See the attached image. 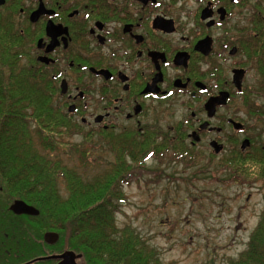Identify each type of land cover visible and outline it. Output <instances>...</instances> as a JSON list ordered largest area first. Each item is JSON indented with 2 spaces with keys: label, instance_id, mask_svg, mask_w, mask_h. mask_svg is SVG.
<instances>
[{
  "label": "flooded vegetation",
  "instance_id": "flooded-vegetation-1",
  "mask_svg": "<svg viewBox=\"0 0 264 264\" xmlns=\"http://www.w3.org/2000/svg\"><path fill=\"white\" fill-rule=\"evenodd\" d=\"M0 25L20 35L23 55L56 82V103L75 122L96 93L103 113L91 114L93 136L117 129L120 118L127 142L145 137L153 124L144 119L159 120L176 105L190 110L188 130L178 126L184 142L195 148L210 138L215 155L230 149L225 161L236 168L264 141L262 1L0 0ZM7 246L0 243V256L17 259L0 264H58L49 257L66 251L28 257Z\"/></svg>",
  "mask_w": 264,
  "mask_h": 264
},
{
  "label": "trees",
  "instance_id": "trees-1",
  "mask_svg": "<svg viewBox=\"0 0 264 264\" xmlns=\"http://www.w3.org/2000/svg\"><path fill=\"white\" fill-rule=\"evenodd\" d=\"M14 30L11 33L0 25V243L13 246H7L10 252L23 250L28 257L36 251L72 249L82 254V264H161L157 252L146 246L134 228L116 224L126 201L123 187L135 176L126 157L137 166L144 155L163 160L170 150L181 157L190 151L182 139L157 143L154 136L146 135L127 142L120 133L108 131L102 136L114 153L113 163L91 180L51 158L67 146L86 165L91 132L56 103V82L44 78L31 59L22 61L24 43ZM79 131L85 142H68ZM255 146L260 148L249 167L240 169L259 177L264 175V141ZM60 177L68 191L65 197L59 192ZM15 199L35 206L40 214H15L10 210ZM48 231L60 234L56 244L42 240ZM42 243L44 247H36ZM1 258L12 263L17 259L12 254ZM228 264H264V211L247 248Z\"/></svg>",
  "mask_w": 264,
  "mask_h": 264
},
{
  "label": "rangeland",
  "instance_id": "rangeland-1",
  "mask_svg": "<svg viewBox=\"0 0 264 264\" xmlns=\"http://www.w3.org/2000/svg\"><path fill=\"white\" fill-rule=\"evenodd\" d=\"M252 1L264 3V0ZM22 61L28 62V58L24 56ZM252 77L261 80L259 74L253 73ZM92 97L90 108L76 117L78 125L82 117L91 121V125H82L87 132L94 127L98 129L91 114L103 113L102 105L94 101L96 93ZM166 108L157 109L168 111ZM189 114V109L174 105L159 120L145 118V122L153 124L146 135L154 136L157 143L181 141L183 133L178 126L184 124ZM116 123L117 129L91 135L86 165L80 163V154L69 146L70 149L66 146L52 153L51 158L60 159L84 180L93 179L113 163L114 153L102 135L108 131L120 133V118ZM171 126L176 127L175 132ZM183 126L188 130L186 124ZM209 139L195 148L190 147V139L188 142L182 139L190 151L185 157L173 155L170 150L163 160L153 156L145 160L144 155L137 166L126 157L135 169V176L123 187L126 201L116 216V224L134 228L146 246L157 252L161 264H228L247 248L264 211V175H248L240 169L249 167L247 162L251 161L237 164L238 168L229 165L225 159L231 145L223 156L215 155ZM68 142H85L83 132L75 133ZM59 192L63 197L68 195L63 177L59 178Z\"/></svg>",
  "mask_w": 264,
  "mask_h": 264
},
{
  "label": "water",
  "instance_id": "water-1",
  "mask_svg": "<svg viewBox=\"0 0 264 264\" xmlns=\"http://www.w3.org/2000/svg\"><path fill=\"white\" fill-rule=\"evenodd\" d=\"M62 91L65 92L66 89L63 88ZM215 100H217V99H215ZM216 150L219 151L220 148L217 147ZM10 209L15 214H18V215L27 214V215L37 216L40 214L39 209H37L33 205L28 204L26 201H24L22 199H16L11 204ZM44 238H45L46 242L53 244L59 240L60 235L58 232L48 231L45 233ZM81 256H82L81 254H78L73 250H66L61 254L52 255L49 258L60 259L58 264H78L77 259L81 258Z\"/></svg>",
  "mask_w": 264,
  "mask_h": 264
}]
</instances>
